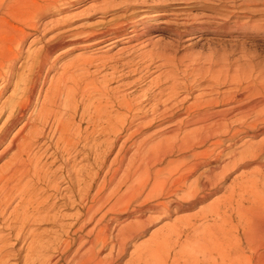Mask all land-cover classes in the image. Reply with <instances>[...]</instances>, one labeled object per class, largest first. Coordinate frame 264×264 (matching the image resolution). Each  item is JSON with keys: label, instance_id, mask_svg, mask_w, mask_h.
I'll list each match as a JSON object with an SVG mask.
<instances>
[{"label": "bare ground", "instance_id": "obj_1", "mask_svg": "<svg viewBox=\"0 0 264 264\" xmlns=\"http://www.w3.org/2000/svg\"><path fill=\"white\" fill-rule=\"evenodd\" d=\"M72 3L0 0L1 100L14 85L0 100V161L6 158L0 164V264H122L131 238L205 201L232 171L264 158V136L243 138L264 133V55L258 49L244 45L240 59L233 49L211 47L207 56L185 63L171 53L173 42L149 37L134 43L159 29L179 39L233 27L264 31V0H120L117 7H96L101 19L59 29L32 55L29 72L18 75L23 45L41 31L43 15ZM119 45L118 53L108 54ZM63 47L82 52L58 78H49L53 53ZM138 49L141 62L123 56ZM156 60L167 68L142 95L112 86L121 65ZM144 69L149 73L151 64ZM156 121L168 122L167 135L152 145L143 141L132 157L125 139L108 163L125 129L132 137ZM239 137L244 143L234 148ZM48 153L54 160L43 162ZM80 154L87 160L81 166ZM255 167L239 174L209 208L162 227L123 264H248L244 238L256 264H264V165ZM62 199L72 214L61 213ZM241 230L244 238L233 234Z\"/></svg>", "mask_w": 264, "mask_h": 264}, {"label": "rangeland", "instance_id": "obj_2", "mask_svg": "<svg viewBox=\"0 0 264 264\" xmlns=\"http://www.w3.org/2000/svg\"><path fill=\"white\" fill-rule=\"evenodd\" d=\"M72 1H73V3L70 4L66 8H61L60 10L59 9L58 10H51L49 12H46L43 15V17L41 18V22H42L41 29H40L41 31L38 33L30 34L28 36L27 40L25 41L24 45H23L24 57H22L16 65L17 71L19 70L18 75L19 74L20 75H24V74L26 75L29 72L28 68H29L31 61H32V58H31L32 55L35 54L36 51L38 49H40L44 45V43L53 34H55L59 29L64 28V27H68V28L74 27V29H75V28L81 26L82 24H85L86 22L88 23V22H93L95 20L101 19L102 13L95 11L94 9L96 7H102L105 5H109V6H112V8H113V7H117V6H113V5H117L120 2V0H72ZM175 5H179V4H175ZM182 5H184V4H182ZM115 9L117 11L118 8H115ZM200 10L201 9H196V10H194L195 11L194 13L204 12L203 10H201V11ZM114 12L115 11H111L110 13H108L106 15V17L109 18L111 15H114L113 14ZM257 18L259 19L260 17H254L252 22L255 21V22L259 23V21H262V20L256 21L255 19H257ZM59 19H60V21H59ZM242 19H241V21H247L248 20L247 17H243ZM69 22H70V24H67ZM149 37L153 38V40H157L159 38L163 41L173 42L174 45H172V47L170 49L171 53L175 54L177 57L184 56V58L186 60L185 63H190L192 60L191 58L193 56H207L210 52L211 47L221 48V49H224V48L233 49L235 51L233 57H237L240 59L243 55V52L241 53V51H242V48L244 45L248 46L251 49L256 48L264 55V31L258 32L256 30H252V29L249 30V32H247V33L245 32V30L237 29L236 27H233V29H231L229 31H218L215 33L214 32L197 31L193 34H189L187 36H184L181 39L177 38L175 35L171 34L169 31L159 29V30L152 31L150 34L142 37L139 41H136L134 43H138V42L143 41V40H144V43H147ZM224 41H226V42H224ZM138 45L140 46V43ZM146 45H147L146 46L147 49H149L151 47L150 43L146 44ZM256 45H257V47H256ZM123 46L124 45H119L115 48H112L108 54L112 55V54L118 53L121 50V47H123ZM139 46H137V47H139ZM146 47H145V49H146ZM65 49H67V48H65V47L59 48L53 53L52 57H53L55 66L53 69H51L49 78L52 77L53 75L56 78H58L60 76V73L63 72L64 66L66 64H68L69 61L74 59L77 56V54L82 52V50H80V49H69L67 51H64ZM62 51H64V52H62ZM136 51H139V49L135 50L134 51L135 53L132 51V53H133L132 55H130L129 52H127L123 56L124 57L126 56V60L128 58H131V57H136L141 50L139 52H136ZM84 54L89 55L90 53L87 51V52H84ZM140 59H141V57H139V56L136 57V61L141 62ZM123 61H125V60H122L121 62H119V64L123 63ZM161 63H162V60H156L153 63L151 61H148L144 65H137V66L134 65L133 67H127V65H121L118 72L115 74V78H114L115 80L113 79L114 82H112V86L115 87L118 85H122L121 86L122 88H120V90H121L120 94L128 93V94L140 96L144 93V89L150 87V85L153 84L151 79L157 77V75H159L164 70V68L165 69L167 68L164 66L161 67L160 66ZM147 64H151V70L149 73H147L146 70L144 69ZM136 68H139V69L137 71L133 72V69H136ZM111 70H113V68L111 66H108L104 69V73L109 74L112 72ZM130 73H136V74L135 75L133 74L134 76H129ZM144 73H146V77L144 79L140 80L136 84L127 86V84L134 81L137 76L142 75ZM17 77L18 76H15V80ZM207 83H209V82L206 81L203 83V85H205ZM13 87H14V85H12L8 90L5 91V93L2 97V100L0 99L1 101L7 99L10 96V94H12ZM224 87L225 86H223L222 89H224ZM156 91H157V89H156ZM202 91H204V90H202ZM199 92H201V90L200 91L198 90V91L194 92L193 94H191V98H189V102L193 101L195 95ZM187 94H188L187 92H184L181 94L180 97H183ZM153 101L154 100H152V102ZM124 112L125 111L122 110V112H120L119 115L121 113L123 114ZM149 117H151V116H149ZM78 119H79V117H78ZM249 119L251 120L252 118H249ZM167 124H168V122L161 123L159 121H156V123L154 125H151L147 128L142 129L138 133L134 134L132 137H129V134H131L132 130L131 129H125L123 131V133H121V135L118 139V142L116 144L114 152L111 153V155L109 156L108 163L112 162L115 154L117 153L118 149L120 148L122 142L125 139H128L126 142V146H125V149L127 150V156L132 157L135 155V152H138V148L144 143L143 141L146 140L148 144L152 145L157 140H159L161 136L163 137V136L167 135V132L165 133L163 130L164 126ZM19 127H20V124H18V126H16V128L13 130V133L15 131H17ZM253 133H256V132H253ZM249 135L250 134L244 136L243 138L245 140L251 138L252 140L258 141L259 139H261L264 136V133L261 135H255V136H251V135L249 136ZM243 138L239 137L238 142L233 147L240 149L242 147L241 145L244 143ZM237 144H238V146H237ZM41 151H43V150H41ZM49 153H51V152H49ZM48 154L43 158V162H45V160L51 162V159L53 157H51V154H49V155ZM94 156H95L94 152H92L90 161H94V159H95ZM4 159H6V158H3L0 161V164L4 161ZM52 160H54V158ZM57 161L58 162L56 165H60L62 162L61 157H59V160H57ZM263 161H264V158L260 159V160H253L250 162L249 166H247V167L242 166V167L236 169L235 171H232L229 174L230 176H228L223 187L220 190H218L214 194L210 195L208 197V199H205V201L198 202L197 205L194 206L193 208L183 210V211H174L170 217H163V218L157 219L156 223L154 222L153 224H151L147 228V230L144 232L143 235L140 234L141 236L137 235V236L131 238L127 252H126L125 256L122 258V264L130 258L131 254L135 251V249L137 247L143 248V250H144L145 249L144 247L148 243H150V241L152 240V238L154 237L156 232H158L160 229H162V227L169 226V225L173 224L176 221V219H179L182 217H187L193 213H196L197 211H199L201 209L209 208L210 205L215 200L224 196L223 194H225L227 192L228 188L232 185L231 183H233V180H236V179L238 180L237 177H239V174H241L243 171H246V170L247 171H250V169L253 170V168L255 166L258 168L261 165V163H263V165H264ZM76 162L79 164V166H81L83 164H86L87 160H84L83 154H80L79 157L77 158ZM258 162L260 163V165H258L259 164ZM72 164H73V161H72ZM92 165L94 167L92 169V172H95V170L97 169V163H93ZM256 167H255V169H257ZM60 175H61V173L58 175V177ZM100 183H101V179L98 181L97 186ZM67 184L68 183L66 181L61 182V188H62V191L64 193L67 191L65 188L67 186ZM225 188H227V189H225ZM59 206H61V208H60L61 213H65L67 215H70L75 211V210H72L69 208H64V200L63 199L60 200ZM154 216H157V214H154ZM125 217H127V215L123 214L121 223L125 222L124 221ZM69 220L64 219V221H69ZM203 221L204 220H200L199 223H202ZM235 222H237V218H236ZM206 223L207 222H204V224H206ZM42 226H43L42 228H44V227L48 228L50 225L49 224H43ZM236 233L239 234L238 235L239 237L244 238V234H243L242 230L239 232L234 231L233 234L236 236ZM243 245L246 247L247 255H251V260L250 259L248 260V264H256L257 258L255 255H252V252L247 247V242L245 241V238H244V244Z\"/></svg>", "mask_w": 264, "mask_h": 264}]
</instances>
